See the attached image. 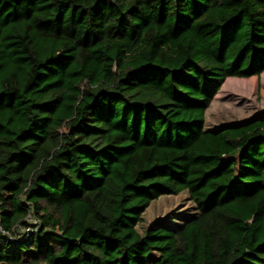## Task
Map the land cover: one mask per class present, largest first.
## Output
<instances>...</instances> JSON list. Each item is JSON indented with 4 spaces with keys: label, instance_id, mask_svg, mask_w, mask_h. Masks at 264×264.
Segmentation results:
<instances>
[{
    "label": "trees",
    "instance_id": "16d2710c",
    "mask_svg": "<svg viewBox=\"0 0 264 264\" xmlns=\"http://www.w3.org/2000/svg\"><path fill=\"white\" fill-rule=\"evenodd\" d=\"M263 73L264 0H0V264H264Z\"/></svg>",
    "mask_w": 264,
    "mask_h": 264
},
{
    "label": "rangeland",
    "instance_id": "374dc122",
    "mask_svg": "<svg viewBox=\"0 0 264 264\" xmlns=\"http://www.w3.org/2000/svg\"><path fill=\"white\" fill-rule=\"evenodd\" d=\"M256 115L264 116V73L260 79H228L208 111L206 126L217 128ZM187 212L195 213L187 195L163 198L148 210L145 226L168 214Z\"/></svg>",
    "mask_w": 264,
    "mask_h": 264
},
{
    "label": "built area",
    "instance_id": "2783aa9c",
    "mask_svg": "<svg viewBox=\"0 0 264 264\" xmlns=\"http://www.w3.org/2000/svg\"><path fill=\"white\" fill-rule=\"evenodd\" d=\"M33 223L37 224V221H34ZM28 231H31V229L29 228ZM0 233H2L3 235H7V233L2 229L1 226H0Z\"/></svg>",
    "mask_w": 264,
    "mask_h": 264
}]
</instances>
